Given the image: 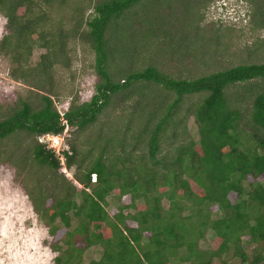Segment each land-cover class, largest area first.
Masks as SVG:
<instances>
[{"label":"trees","instance_id":"1","mask_svg":"<svg viewBox=\"0 0 264 264\" xmlns=\"http://www.w3.org/2000/svg\"><path fill=\"white\" fill-rule=\"evenodd\" d=\"M51 1L0 0V14L7 30V34L0 38V54L9 58L13 79L39 90L43 89L40 75L47 73L52 65L51 56L55 51L52 48L65 37V34L58 33L53 41L55 33L42 29L45 9L49 8ZM139 1L97 0L92 5L86 26L95 54L97 82L89 99L80 104L71 102L63 116L69 125L83 129L95 122L110 96L119 91L132 93L133 84L139 81L158 84L171 91L174 97L150 130L146 159L133 160L128 153L123 155V150L111 152L110 157H106L108 151L101 148L87 164L81 161L76 165L72 177L80 188H75L62 175L60 180L48 186L49 195L44 193L46 186L42 180L36 188H24L33 211L50 237L47 245L55 252L52 262L226 264L222 259L224 255L237 259V264H258L264 258V61L237 63L189 79L174 78L147 64L126 72L121 82L113 81L106 64L109 52L105 33L111 19ZM213 1L186 0V3L199 6ZM254 1L261 24L264 0ZM188 7L192 17L186 18V22L199 30L193 21L196 8ZM146 12L150 13L146 19V33L155 29L152 25L155 22L163 25L168 21L169 15H160L155 2L144 7L140 18ZM208 21L217 24V20ZM164 30L169 34L168 28ZM197 34L202 37L199 32ZM171 36L173 38L172 33ZM201 41L210 46L207 38L203 37ZM35 45L44 47L45 51L36 64L30 66L27 59ZM137 47L136 52L144 49ZM196 47L193 42L192 49ZM217 49L214 47L212 52ZM130 50L136 53L133 48ZM202 53L199 49L194 56L199 57ZM113 73L116 75L115 71ZM252 80L260 84L251 87ZM233 86L243 89L237 93L232 90ZM196 94H201L200 98L193 108L189 106V110L192 108L190 114L197 139L178 140L172 150L164 151L158 157L160 131L176 114L184 97ZM139 104L140 101L136 103ZM155 113L154 105L147 120ZM58 117L48 94H40L36 104L19 98L0 118V140L17 131L34 136L45 132L60 133L63 126ZM70 148L72 155L64 152L67 167L73 163L75 153L72 145ZM29 155L34 165L56 171L57 159L40 143L32 144ZM27 157L25 154L23 161ZM91 174L95 177L93 181H90ZM248 176L254 181H247ZM230 192L235 194L233 202L228 198ZM110 193L119 201L111 215L105 209L106 197ZM75 194L79 197L78 202ZM123 195H128L129 202L120 201ZM161 199L166 200L165 207L161 205ZM211 207H214V216H211ZM128 208L133 211H126ZM57 221L64 229L61 234ZM127 221L134 225H128ZM208 228L218 244L214 249H200L197 242ZM91 245L100 247V255L96 260L82 263L81 253Z\"/></svg>","mask_w":264,"mask_h":264},{"label":"rangeland","instance_id":"2","mask_svg":"<svg viewBox=\"0 0 264 264\" xmlns=\"http://www.w3.org/2000/svg\"><path fill=\"white\" fill-rule=\"evenodd\" d=\"M96 1L64 0L61 3L59 0H52L49 8L45 9L46 19L42 28L44 32L55 33L53 41L58 33L65 34V37L57 41L52 48L55 51L51 56L50 69L40 75L42 90L13 79L10 76L12 64L9 58L0 54V118L17 103L19 98L36 104L40 94H48L56 111H66L71 102L80 104L89 99L94 91L97 76L94 69L95 54L87 36L86 20L92 14V5ZM154 2L158 6L160 15H169L168 21L163 25L155 22L156 25L152 24L155 29L146 33L145 24L150 13L149 11L146 12L147 14L142 13L143 18H140V13L146 5L151 6ZM211 3L209 5L207 3L206 8L205 3L198 6L194 3L187 4L186 0H140L124 10L117 18L111 19L105 39L106 50L109 52L106 64L112 80L121 82L126 72L137 70L147 64L156 66L159 71L174 78L189 79L204 74L205 71L217 70L237 63L264 61V16L260 24L255 1L242 0L244 17L234 20L216 19L218 13L227 9V3L220 9L219 6H214L213 10L209 8ZM182 4L185 6L181 7ZM188 6L196 8L193 21L195 20L194 25L199 30L188 26L186 22L192 17L189 14L191 11L187 9ZM235 7L239 11V8ZM261 11H264V4L261 6ZM208 19L217 20V24L210 23ZM165 28L170 30L169 34L166 30L162 31ZM5 34H7L5 19L0 14V38ZM203 37L207 38L210 46H205L201 41ZM32 38L35 39V36L33 35ZM193 42L197 46L195 49H192ZM133 43L142 46L143 51L136 52L138 47ZM214 47L218 49L212 52ZM130 48L136 53L134 54ZM199 49L203 51L202 55L194 56ZM44 51V47L33 46L27 64L30 66L36 64ZM208 51L212 54L207 53ZM185 54L187 55L184 56ZM189 54L191 56L188 58ZM113 71L116 75L111 74ZM135 83L132 93L119 91L110 96L108 104L93 124L83 129H76L74 125L68 124L67 130L62 135V146L67 155H72L71 145L75 149L70 167L65 165V161L63 165L60 164L58 159L56 171H51L46 166L34 165L29 150L32 144L38 141L36 136L25 131L11 133L0 140V264H53L52 258L55 252L47 245L50 237L43 222L33 211L24 188H36L38 182L42 180L46 186L44 193L49 195L51 192L48 186L60 180L61 175L72 182L75 188H80V184L72 177L76 165L81 161L87 164L101 148L108 151L106 157H110L111 152L123 150V155L128 153L133 160L139 157L146 159L150 130L167 103L173 99L174 94L158 84L140 81ZM257 84L260 82L252 80L249 85L252 87ZM242 89L241 86L232 87L237 93ZM200 95H187L178 104L176 114L168 120L159 133L158 157L164 151L172 150L178 140L197 139L196 126L190 110ZM139 101L140 104L136 105ZM154 105L156 113L147 120L149 110ZM189 106L192 107L190 110ZM105 140L108 141L107 144ZM49 152L52 153L50 150ZM25 154L29 157L23 161ZM52 155L54 157L53 153ZM91 178L92 176L90 181H93ZM247 181L253 182L254 179L248 176ZM37 191L38 188L35 192ZM111 194L106 197L105 206L109 215L115 212L119 204ZM228 198L233 202L235 194L230 192ZM75 200L79 201L76 194ZM120 201L129 202L128 195L121 196ZM160 203L164 207L167 204L165 199H161ZM126 211L132 212L133 209L128 208ZM210 211L211 216H214V207H211ZM185 213L184 210L183 214ZM127 224L134 225L132 221H127ZM58 226V233L61 234L64 229L59 223ZM217 244V239L209 228L197 242L198 247L204 250L214 249ZM100 252L98 245L84 248L81 253L82 263L96 260ZM222 259L226 264L238 262L237 259L224 255ZM258 264H264V258Z\"/></svg>","mask_w":264,"mask_h":264},{"label":"built area","instance_id":"3","mask_svg":"<svg viewBox=\"0 0 264 264\" xmlns=\"http://www.w3.org/2000/svg\"><path fill=\"white\" fill-rule=\"evenodd\" d=\"M226 3H227V0H215L214 2L210 4L209 8L213 10L214 6L216 7L219 6L218 8L220 9ZM217 18L218 19H233V20L236 19V16H234L233 14V7L229 6L226 10H223L222 12L218 13V15L216 16V19ZM57 111L59 115L58 117L59 122L63 126L61 134L60 133L53 134V133L45 132V133H41L37 135L36 140L38 141V143L42 144L43 147L50 150L54 154V157L58 159L59 163L63 165L65 161V155H64V148L62 146V139H63L62 135L67 130L68 123L66 122V119L63 116L65 111H60V110H57ZM91 176H92L91 179L94 180L95 178L94 174H91Z\"/></svg>","mask_w":264,"mask_h":264},{"label":"clouds","instance_id":"4","mask_svg":"<svg viewBox=\"0 0 264 264\" xmlns=\"http://www.w3.org/2000/svg\"><path fill=\"white\" fill-rule=\"evenodd\" d=\"M234 1L227 0V7L226 8H228L229 6H232L233 8L235 6H237L239 8V11L235 7L233 14H234V16H236V18H238V17L243 18L244 17V11H243V6H242V0H234Z\"/></svg>","mask_w":264,"mask_h":264}]
</instances>
